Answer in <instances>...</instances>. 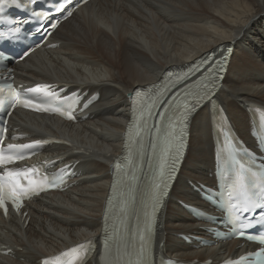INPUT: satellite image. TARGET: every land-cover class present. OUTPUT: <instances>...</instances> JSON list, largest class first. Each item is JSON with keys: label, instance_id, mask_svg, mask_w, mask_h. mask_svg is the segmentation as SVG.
<instances>
[{"label": "bare ground", "instance_id": "6f19581e", "mask_svg": "<svg viewBox=\"0 0 264 264\" xmlns=\"http://www.w3.org/2000/svg\"><path fill=\"white\" fill-rule=\"evenodd\" d=\"M49 41L56 48L37 50L13 65L18 84L63 82L94 103L77 123L23 111L10 118L11 129L27 139L56 136L60 144L47 148L40 160L71 164L76 174L63 193L39 197L21 215L0 219V264H39L89 243L97 248L87 264H99L112 166L123 153L129 122L128 94L222 48H233L217 93L223 114L206 106L193 117L186 156L159 215L156 255L195 263L238 255L248 244L217 241L208 229L213 224L185 205L214 213L199 189L216 184L217 118L256 146L251 112L264 110V0H92Z\"/></svg>", "mask_w": 264, "mask_h": 264}, {"label": "snow or ice", "instance_id": "6c2138e0", "mask_svg": "<svg viewBox=\"0 0 264 264\" xmlns=\"http://www.w3.org/2000/svg\"><path fill=\"white\" fill-rule=\"evenodd\" d=\"M87 0H67V3L64 7H57L55 9L56 12L62 13L63 19H67L73 15L72 10H70L67 5L71 4L74 6H79L81 3H86ZM45 19H51V17H45ZM60 20H53L49 28L51 30H56L59 26ZM47 35H51V32H47ZM29 55V53H24V56ZM23 58V56L21 57ZM218 71L216 75L204 82L203 80H197L192 84L183 83V86L180 88L178 92L172 94V90L176 88L178 85L182 83V81H187L188 77H177L175 81L170 80L169 86H166L162 90H158L155 96H149L146 98L144 103L141 105L139 109V116L137 121H134L130 125L129 131V139L132 135H135L138 138V141H142L144 127L143 125L147 124V120L145 118V113H147L148 117H158L157 123L152 125L148 129V131L155 130V137L151 144L153 151L160 146L161 134H163V148L160 153V165L158 167V175L153 178V182L151 185V200H152V213L153 216L159 210L161 206L162 197H167L170 182L174 181V178L177 174V165L180 164L181 157L185 154V129L188 126V122L198 114V112L202 111L206 106H208L209 102L214 97L216 91L219 88L220 83V73L224 72V67L217 62L216 65ZM213 71H216L215 69ZM11 75V74H10ZM31 91V90H30ZM140 89H137L134 93L135 95H139ZM171 94V98L167 99V97ZM132 95V93H130ZM179 101V103H177ZM25 106H27V102H23ZM16 106L15 102L10 103L8 106V114H10V110ZM87 106V105H85ZM157 108H162L163 110L160 112L154 111ZM70 119H75L74 116H70ZM166 121V126L161 127V122ZM3 123V121H0ZM135 129V131H132ZM3 136V131L0 130V138ZM43 142L40 140H36L32 143L27 144H8L7 149L11 151H15L18 149L27 150L29 153H33L38 150L42 146ZM22 156L17 155L15 159H21ZM14 162V157L11 155L2 156L0 155V165L7 166ZM233 163L237 165L236 179L233 184V188L231 191L227 193L229 200L235 197L240 201L241 205L239 207V211L241 213L247 214L252 213L254 209H259V213L262 219H264V203H255L252 196L250 195L251 189L255 186V177L260 176L264 179V168H262L259 172H254L253 167L251 165L249 167H245L243 163H240L239 160H233ZM72 165H65V168L61 171L67 172L71 175ZM115 171L117 177L120 176V173L123 171L122 165L118 162L115 165ZM14 173L9 171L0 170V208L3 209L5 214L8 212V204L9 202L15 207L17 211L22 207V201L24 198L29 196V193H36V190L39 189L41 191L45 190L40 185H35L32 188L22 187L18 180L13 181ZM21 173L17 171L15 176H20ZM5 177L9 178V182L5 183ZM139 177L132 175L129 177L128 184L126 185L125 192L122 193V199L120 203L121 212L125 213L127 210L135 203L136 201V188L132 186L134 181H138ZM57 180L52 181V186H55ZM60 182H62V178H60ZM31 184L32 182L29 181ZM113 190L115 191V185L113 186ZM260 199H264V194L260 195ZM111 200H109V205H111ZM107 220V217H105ZM149 223H152V217L149 218ZM139 239L141 241L140 248L138 252L129 253L131 255H136L138 257L136 264H148L146 260V251L144 248L143 241L145 240V235L143 232H138ZM244 233L241 232V236ZM105 250L109 249V241L105 239L104 241ZM71 251L75 252L76 249L73 248ZM91 251V249H86L85 255ZM249 256H255L258 260L261 261V264H264V248H261L257 252L249 253ZM247 256H241L238 261H227L226 264H241V262L245 261Z\"/></svg>", "mask_w": 264, "mask_h": 264}, {"label": "water", "instance_id": "95a60500", "mask_svg": "<svg viewBox=\"0 0 264 264\" xmlns=\"http://www.w3.org/2000/svg\"><path fill=\"white\" fill-rule=\"evenodd\" d=\"M128 96H129V97L131 96L130 93L128 94Z\"/></svg>", "mask_w": 264, "mask_h": 264}]
</instances>
